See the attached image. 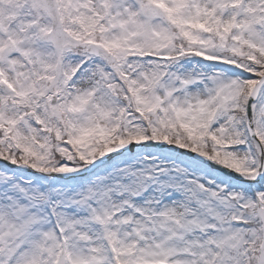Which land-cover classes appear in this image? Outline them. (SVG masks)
Listing matches in <instances>:
<instances>
[{"label":"snow or ice","instance_id":"obj_1","mask_svg":"<svg viewBox=\"0 0 264 264\" xmlns=\"http://www.w3.org/2000/svg\"><path fill=\"white\" fill-rule=\"evenodd\" d=\"M0 264H264V0H0Z\"/></svg>","mask_w":264,"mask_h":264}]
</instances>
